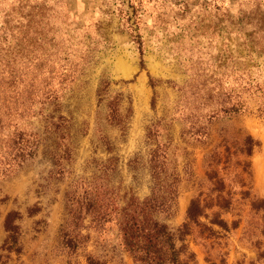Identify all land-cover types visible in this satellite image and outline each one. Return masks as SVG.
Returning a JSON list of instances; mask_svg holds the SVG:
<instances>
[{
    "label": "rangeland",
    "instance_id": "obj_1",
    "mask_svg": "<svg viewBox=\"0 0 264 264\" xmlns=\"http://www.w3.org/2000/svg\"><path fill=\"white\" fill-rule=\"evenodd\" d=\"M10 29L17 65L40 61L37 80L60 98L61 111L37 106L22 125L40 135L36 155L0 176V247L12 210L20 212L22 247L0 249V264H67L60 234L70 184L114 157L111 184L143 199L158 143L180 178L170 227L211 190V169L232 201L222 211L229 231L207 237L195 228L189 236L191 264H264V0H0V32ZM49 114L68 119L63 174ZM248 135L258 142L251 156ZM32 208L39 211L30 215ZM90 233L88 252L134 264L115 222Z\"/></svg>",
    "mask_w": 264,
    "mask_h": 264
},
{
    "label": "trees",
    "instance_id": "obj_2",
    "mask_svg": "<svg viewBox=\"0 0 264 264\" xmlns=\"http://www.w3.org/2000/svg\"><path fill=\"white\" fill-rule=\"evenodd\" d=\"M10 31L0 32V176L3 177L12 176L37 153L40 135L28 133L27 128L22 127L36 115L37 106L40 105V111L44 112L43 108L51 104L55 111H61L60 98L46 89L43 81L37 80L43 72L40 61L31 59L17 65V56L13 57V29ZM241 109L239 102L234 112ZM45 120L47 128L59 134L58 146L62 153L55 155V165L57 172L63 174L64 160L71 157V148L63 132L68 119L61 114H49ZM257 144L248 135L244 139L245 153L251 156ZM149 162L151 193L143 199L134 193L122 194L111 184L110 174L116 170L114 157L101 164L99 173L79 177L70 184L65 192L67 217L60 234L61 251L67 264H80L81 256L85 257L86 264H107L106 260L88 252L87 245L91 239L90 231L100 232L110 222L117 225L121 243L134 264H191L194 253L188 242L195 228L207 237L230 230L222 211L229 210L232 201L225 195L224 178L216 169L208 172L211 190L208 193L201 191L192 198L186 220L173 229L165 219L174 215L178 203L179 174L171 167L165 144L158 143L151 150ZM215 207L218 209L214 210ZM211 210L212 214L209 213ZM38 211V208H32L29 213L35 215ZM20 217L16 210L7 214L5 228L8 235L1 250L21 252V227L16 223ZM203 217L209 219L210 224L203 221ZM215 225L222 230H216ZM85 230L89 232L85 233Z\"/></svg>",
    "mask_w": 264,
    "mask_h": 264
}]
</instances>
